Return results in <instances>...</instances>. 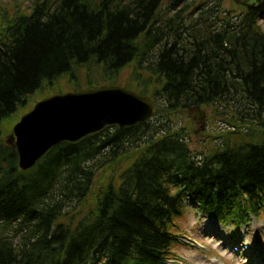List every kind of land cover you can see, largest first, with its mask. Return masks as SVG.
<instances>
[{
  "label": "trees",
  "instance_id": "trees-1",
  "mask_svg": "<svg viewBox=\"0 0 264 264\" xmlns=\"http://www.w3.org/2000/svg\"><path fill=\"white\" fill-rule=\"evenodd\" d=\"M222 2L0 5V264H168L191 206L235 224L264 217V7L234 15ZM130 63L150 119L18 168L6 119L77 67L110 83ZM194 106L222 126L200 150L173 120Z\"/></svg>",
  "mask_w": 264,
  "mask_h": 264
},
{
  "label": "water",
  "instance_id": "water-1",
  "mask_svg": "<svg viewBox=\"0 0 264 264\" xmlns=\"http://www.w3.org/2000/svg\"><path fill=\"white\" fill-rule=\"evenodd\" d=\"M263 5L264 0L257 7ZM155 111L149 96L115 85H100L43 98L12 127L10 139L17 153L18 167L21 170L31 168L62 141H76L106 125H133L145 121ZM189 113L197 120L199 130H203L205 112L195 106Z\"/></svg>",
  "mask_w": 264,
  "mask_h": 264
},
{
  "label": "rangeland",
  "instance_id": "rangeland-1",
  "mask_svg": "<svg viewBox=\"0 0 264 264\" xmlns=\"http://www.w3.org/2000/svg\"><path fill=\"white\" fill-rule=\"evenodd\" d=\"M15 1L22 2L23 0ZM8 3L9 0H0V5L3 7H6ZM221 9H227L234 15L238 12H243L242 7L237 4L236 0H223ZM260 23L261 29L264 32V23ZM132 69L133 64H127L114 78L110 79V83L132 91L141 90L138 82L133 79ZM99 71L97 67H92L89 71L86 68L77 67L75 70L76 80L74 82L62 76L58 78L54 89L41 91L31 96L24 108L19 109L16 114L1 124V137L5 141H11L10 137L12 136L13 125L22 114L31 109L35 101L59 91H71L75 86L81 89L86 88L89 82L92 83L91 86L108 83L102 81ZM202 109L206 114V129L202 134H195V136H191L189 139L191 147L197 150H200L207 142L212 145L215 133L222 127L211 107H202ZM173 120L177 126L184 127L187 132H190V135H192L193 131L197 130V126L199 125L189 115L188 109L179 112L176 117H173ZM100 173L97 174L95 182L100 178ZM185 216L186 218L183 223L185 235L183 241L176 249V260L170 264H264V217L254 219L250 224L236 228L227 225L222 226L211 218L208 221L202 213H196V210L193 209L188 210ZM178 222H181V220H178ZM231 243L253 245L256 249L255 251H257L258 258L253 260L251 252L239 255L233 253L226 247V245Z\"/></svg>",
  "mask_w": 264,
  "mask_h": 264
},
{
  "label": "bare ground",
  "instance_id": "bare-ground-1",
  "mask_svg": "<svg viewBox=\"0 0 264 264\" xmlns=\"http://www.w3.org/2000/svg\"><path fill=\"white\" fill-rule=\"evenodd\" d=\"M192 148V147H191ZM256 249L254 248V246H249V249L248 251L251 252V255H252V259L253 260H256L258 257H257V251H255ZM260 262V261H259ZM262 263V262H261Z\"/></svg>",
  "mask_w": 264,
  "mask_h": 264
},
{
  "label": "flooded vegetation",
  "instance_id": "flooded-vegetation-1",
  "mask_svg": "<svg viewBox=\"0 0 264 264\" xmlns=\"http://www.w3.org/2000/svg\"><path fill=\"white\" fill-rule=\"evenodd\" d=\"M238 4H241L242 6H245V4H252L255 3L257 0H236Z\"/></svg>",
  "mask_w": 264,
  "mask_h": 264
}]
</instances>
